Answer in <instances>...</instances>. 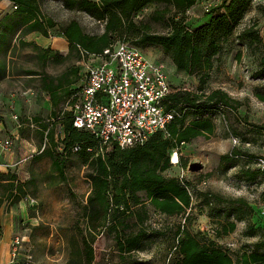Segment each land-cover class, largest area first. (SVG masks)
<instances>
[{"label": "rangeland", "instance_id": "1", "mask_svg": "<svg viewBox=\"0 0 264 264\" xmlns=\"http://www.w3.org/2000/svg\"><path fill=\"white\" fill-rule=\"evenodd\" d=\"M9 1L8 4L7 0H0V33L6 31L7 34L5 38L0 34V89L3 63L8 57L15 73L38 76L33 84L40 89H76L84 75L82 53L86 51L70 42L65 31L71 24H77L82 36L101 44L100 39L108 29V17L97 18L100 10L86 5L98 4L100 0H72L74 8H68L66 0H36L40 18L24 25L21 24L24 14L15 19L7 18L17 9ZM206 1L197 0L189 12L179 11L168 2L148 3L133 13L130 24L119 32L109 31L106 37L112 43L133 45L150 61L164 64L174 93L209 94L221 90L235 101L233 108L220 104L205 112L202 117L211 119L216 126L214 134L182 145L178 152L179 164L164 172L167 177L188 184L191 207L183 214L168 216L155 212L147 202L143 221L131 216L126 230L136 233L143 227L146 238L138 251L121 256L114 233L109 229H104L94 239L86 229L84 207L91 192V181L86 177L89 170L82 156L67 154L64 174L59 175L52 169V159L38 152L29 165L28 179H23L26 183L22 187H17L16 181L11 187L0 182V210L6 212L21 200L27 203L23 211L29 219L18 226L19 236L26 237L20 249V262L87 264L91 247L90 264H175L179 259L178 233L184 231L197 235L203 243L214 242L233 257L244 250L254 251L258 245L262 247L258 250L264 252V217L261 215L264 165L260 164V160H264V102L255 96L256 92L264 91V77H254L260 71L264 53L261 46H250L248 40L237 39L246 28L255 26L264 41V0L252 1L232 34L221 44L209 70L190 74L179 69L170 53L157 43L145 40L146 34L171 33L176 22L192 30L203 25L210 17L203 8ZM5 4L8 6L2 8ZM49 21L53 27H49ZM43 37L49 38L58 49L45 50L49 53L45 61L41 50L34 46ZM61 43L64 48L57 45ZM59 99L58 107L52 111L54 121L62 116L66 107L67 100ZM192 118L188 116L187 121ZM52 131L58 147L50 143L47 147L62 153L59 141L65 137L63 127L56 124ZM110 150L111 146H103L96 153ZM225 155H230V160H222ZM2 179L0 177V181ZM206 193L212 196L207 198ZM18 196L23 198L17 201ZM230 222L236 224V229L222 234V226Z\"/></svg>", "mask_w": 264, "mask_h": 264}, {"label": "trees", "instance_id": "2", "mask_svg": "<svg viewBox=\"0 0 264 264\" xmlns=\"http://www.w3.org/2000/svg\"><path fill=\"white\" fill-rule=\"evenodd\" d=\"M11 1L17 9L7 17L8 19H15L24 14L21 20L22 25L39 20L36 0ZM252 1L224 0L221 6L209 13V19L196 29L192 30L182 22H176L171 33L155 36L146 34L145 40L157 43L170 53L179 69L190 74L209 70L212 67L213 57L222 48L221 44L232 34L250 8ZM151 2H168L179 11H187L197 0H100L98 4L86 3L94 10H100L97 18L108 17V29L100 39L101 44L82 36L77 24H71L65 34L70 42L76 46H82L86 52L102 53L104 49L115 44L107 40V33L121 31L131 23L130 18L133 13ZM73 4L72 0H66L68 8H74ZM49 22V27H53L52 21ZM0 34L2 38L7 36L6 31ZM237 39L248 40L250 46L253 44L261 46L262 53H264V41L255 26L246 28ZM35 48L41 50L43 61L47 60L48 51L37 46ZM259 66L260 71L254 75L255 78L264 77V54ZM255 96L264 102V91L256 92ZM234 102L227 93L221 90H213L209 94L173 92L165 101V106L167 110L175 111L176 115L167 126L166 132L155 133L143 146L123 149L112 144L107 145L111 146L110 151L99 154L96 153L99 142L90 132L75 128L71 113L64 111L57 121H54L55 118L52 117L48 123L36 125L41 130V142L45 140L41 155L52 159V169L59 175L64 174L67 154L75 153L82 156L83 163L89 170L86 177L91 181V192L88 203L84 207L86 229L91 231L93 239L104 229H109L110 233H114L116 248L121 256L131 255V252L140 249L147 234L143 227L136 233H128L126 230L130 225L127 221L131 216H138L140 221H143L147 213V202L151 204L155 212L168 216L183 214L191 207L192 197L188 184L179 179L167 177L164 172L172 166L170 158L175 150L180 151L182 145L200 136L214 134L216 129L214 122L202 115L213 108L212 106L220 104L233 108ZM190 115L194 118L187 121ZM56 124L63 127L65 135L64 139L59 141L62 145V153H56L47 147L48 143L58 147L52 131ZM75 148L78 150L75 151ZM230 157V155H225L222 160H230ZM0 177L3 178L0 182L9 184V187L14 186L15 181L18 183L17 187H22L26 183L21 182L17 175L11 172L0 173ZM142 195L144 198L141 197ZM205 196L208 198L212 194L206 193ZM22 198L18 196L17 201ZM235 229L234 222L227 223L222 226V234L227 235ZM1 233L0 218V235ZM178 234L180 237L176 250L179 259L175 264H264V252L258 250L262 248L260 245L254 251L244 250L233 257L212 241L203 243L197 235H192L188 231ZM85 244L88 245V241ZM89 248L87 264L93 260V251L91 247ZM17 264L25 263L19 261Z\"/></svg>", "mask_w": 264, "mask_h": 264}, {"label": "built area", "instance_id": "3", "mask_svg": "<svg viewBox=\"0 0 264 264\" xmlns=\"http://www.w3.org/2000/svg\"><path fill=\"white\" fill-rule=\"evenodd\" d=\"M223 3L224 0H207L203 8L210 13ZM84 55L88 56L83 81L70 94L65 107L75 128L90 132L100 149L112 144L123 149L143 146L155 133L166 132L176 113L165 106L174 90L164 64L150 61L139 48L124 42L115 43L102 53ZM14 119L18 117L14 115ZM12 145L13 141L7 139L1 149H11ZM178 152L179 149L171 155L172 165L179 164L172 159ZM260 164L264 165L263 159ZM261 215L264 217V208ZM25 239L19 235L14 238L10 264L19 263Z\"/></svg>", "mask_w": 264, "mask_h": 264}, {"label": "crops", "instance_id": "4", "mask_svg": "<svg viewBox=\"0 0 264 264\" xmlns=\"http://www.w3.org/2000/svg\"><path fill=\"white\" fill-rule=\"evenodd\" d=\"M7 1L9 4L10 1ZM7 6L5 4L2 8ZM40 40L42 41L35 44L42 50H58L53 47L49 38L43 37ZM57 45L64 48L63 43ZM60 51H64V49ZM82 56L83 63H85L84 53ZM3 67L4 78L1 80L2 89H0V152L2 155L0 157V172L4 174L15 173L18 179L24 182V178L25 180L28 179L26 175L30 171L29 165L37 157L38 152L41 155L44 150L45 140L41 142V130L36 125L48 123L49 119L52 118L54 107H58L59 98L62 101L67 100L75 89H40L33 84L38 76L14 72L11 57L5 59ZM65 95L68 96L65 97ZM55 103L57 106H54ZM14 115L18 117V120L14 119ZM7 139H11L13 145L11 149L3 150L1 149L2 143ZM24 201L21 200L18 204L10 206L6 212L0 210L2 222L0 264H10L11 243L19 235V223L21 221L26 223L29 219L23 211L27 206Z\"/></svg>", "mask_w": 264, "mask_h": 264}, {"label": "bare ground", "instance_id": "5", "mask_svg": "<svg viewBox=\"0 0 264 264\" xmlns=\"http://www.w3.org/2000/svg\"><path fill=\"white\" fill-rule=\"evenodd\" d=\"M172 159H173V163H176V162H177V159H178V156H177V155H175V154H173V157H172Z\"/></svg>", "mask_w": 264, "mask_h": 264}]
</instances>
